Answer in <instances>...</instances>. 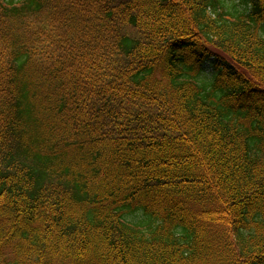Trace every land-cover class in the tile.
Masks as SVG:
<instances>
[{"label":"trees","instance_id":"obj_1","mask_svg":"<svg viewBox=\"0 0 264 264\" xmlns=\"http://www.w3.org/2000/svg\"><path fill=\"white\" fill-rule=\"evenodd\" d=\"M0 264H264V0H0Z\"/></svg>","mask_w":264,"mask_h":264},{"label":"rangeland","instance_id":"obj_2","mask_svg":"<svg viewBox=\"0 0 264 264\" xmlns=\"http://www.w3.org/2000/svg\"><path fill=\"white\" fill-rule=\"evenodd\" d=\"M204 67H205V69H206V73L207 74H209L211 71H212V69H211V67L209 66V64H206V65H204Z\"/></svg>","mask_w":264,"mask_h":264}]
</instances>
